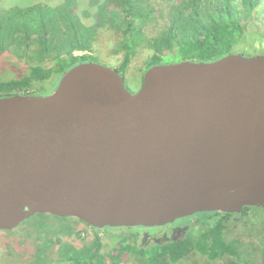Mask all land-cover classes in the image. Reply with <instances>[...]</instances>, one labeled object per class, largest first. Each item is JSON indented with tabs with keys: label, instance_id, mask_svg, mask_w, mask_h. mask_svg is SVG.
Here are the masks:
<instances>
[{
	"label": "water",
	"instance_id": "95a60500",
	"mask_svg": "<svg viewBox=\"0 0 264 264\" xmlns=\"http://www.w3.org/2000/svg\"><path fill=\"white\" fill-rule=\"evenodd\" d=\"M264 207V53L148 68L131 92L88 61L0 96V231L37 214L159 227Z\"/></svg>",
	"mask_w": 264,
	"mask_h": 264
},
{
	"label": "trees",
	"instance_id": "16d2710c",
	"mask_svg": "<svg viewBox=\"0 0 264 264\" xmlns=\"http://www.w3.org/2000/svg\"><path fill=\"white\" fill-rule=\"evenodd\" d=\"M82 2L38 1L0 13V54L11 52L26 66L22 77L0 80V96L38 95L39 91L32 92L35 83L57 78L56 88L71 67L94 62L89 54L74 53H90L104 30L117 35L113 51L123 53L120 68L145 46L151 50L146 60L150 68L170 60L215 61L241 53L234 51L236 47H257L251 41L254 36L264 38V31L248 32L260 0H86L81 7ZM258 49L257 53H264L262 45ZM250 208L180 218L195 220L191 232L150 246L136 241L140 227L98 229L73 217L37 214L12 230L0 231L4 249L0 264H185L192 258H199L195 264H264V244L260 248L252 241L250 249L257 252L253 260L240 236H262L264 243V214L253 213V219L248 216ZM237 215L242 216L233 222ZM106 231L111 233L103 235Z\"/></svg>",
	"mask_w": 264,
	"mask_h": 264
},
{
	"label": "rangeland",
	"instance_id": "374dc122",
	"mask_svg": "<svg viewBox=\"0 0 264 264\" xmlns=\"http://www.w3.org/2000/svg\"><path fill=\"white\" fill-rule=\"evenodd\" d=\"M38 1L46 2L49 3L50 5H57L61 3L63 0H0V13L4 12L5 10L13 6H27ZM85 2L81 3V7L86 6ZM254 15H255V19H253L248 25V29H249L248 32L252 34L254 32L262 33L264 31V0H260L259 7L257 8ZM155 28H160V27L156 25ZM148 35H150V33H148ZM115 39H117V35L114 33L113 30L100 31L97 36V40L93 45V49L90 51L89 55L93 57L92 59L94 60V62L116 69L123 76L124 83L127 89L134 93L138 91L142 85L144 74L148 69L146 60L151 55V50L147 46L142 47L133 57L131 62L128 64V66H126L125 68H120L123 58V53L122 52L116 53L113 51L115 48L114 46ZM251 41L254 43L253 45L257 47L254 48L252 47L248 50H243L240 49L239 47H236L234 51H242L241 53H244L246 55L247 54L254 55V54H258L257 51H259L258 49L259 45H262L264 49V38H259L258 36H254L251 38ZM14 62H18L19 65L13 64ZM170 62H177V61L170 60ZM25 67H26L25 63L19 60L15 54L8 51L3 54H0V80H9V79L22 77L23 75H25L24 73V71L26 70ZM56 82H57V78L52 79L48 83L37 82L33 86L34 89L31 90L32 92L39 91L37 92L38 95H47L55 89ZM0 95L2 94L0 93ZM250 209L251 211L248 214V216L249 215L251 216L253 213L264 214V208L251 207ZM241 216L237 215L235 217H232L231 220H233L234 222L237 220V218ZM251 217L253 219H256L254 215H252ZM193 222H195V220H192L190 222L187 221L182 222L181 227L183 229L186 228L191 232V226ZM193 229H195V225H193ZM233 230L239 234L243 233L241 229H237L235 227H233ZM106 233L108 235V233L111 232L106 231L105 233H103V235H105ZM82 235L85 237L88 236L89 238L91 237L90 236L91 234L82 233ZM181 235L182 234H178L175 236L177 237ZM240 236L243 238V240H245L247 251H251V256L253 260H255V255L257 254V252L253 253V250L250 249V247L252 246V241H255L254 243L255 246L262 248L264 244L262 239L263 237L255 236L253 234H249L246 237L244 235H240ZM3 254H4V249L0 248V258L3 256ZM195 259L196 258H192L187 262H185V264H195V262L199 258L196 261ZM260 260L262 261V258H260Z\"/></svg>",
	"mask_w": 264,
	"mask_h": 264
},
{
	"label": "flooded vegetation",
	"instance_id": "af4514ba",
	"mask_svg": "<svg viewBox=\"0 0 264 264\" xmlns=\"http://www.w3.org/2000/svg\"><path fill=\"white\" fill-rule=\"evenodd\" d=\"M179 220L180 219L174 221L173 223H169L159 227H140L139 229H136V232L138 234L136 237V241L145 244V246H150L152 244H159L174 239H179L183 237L186 232L189 231L188 229H183L181 227L182 222L186 220ZM178 234L182 235L176 237L175 235Z\"/></svg>",
	"mask_w": 264,
	"mask_h": 264
},
{
	"label": "built area",
	"instance_id": "2783aa9c",
	"mask_svg": "<svg viewBox=\"0 0 264 264\" xmlns=\"http://www.w3.org/2000/svg\"><path fill=\"white\" fill-rule=\"evenodd\" d=\"M84 51H76L75 54L76 55H82Z\"/></svg>",
	"mask_w": 264,
	"mask_h": 264
},
{
	"label": "bare ground",
	"instance_id": "6f19581e",
	"mask_svg": "<svg viewBox=\"0 0 264 264\" xmlns=\"http://www.w3.org/2000/svg\"><path fill=\"white\" fill-rule=\"evenodd\" d=\"M75 54V53H74ZM86 54H89V52L88 51H84L83 52V55H86ZM76 55V54H75ZM77 56H79V55H77Z\"/></svg>",
	"mask_w": 264,
	"mask_h": 264
}]
</instances>
